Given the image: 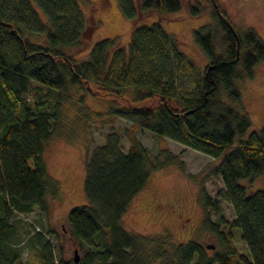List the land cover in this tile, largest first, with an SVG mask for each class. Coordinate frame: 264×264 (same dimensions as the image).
I'll list each match as a JSON object with an SVG mask.
<instances>
[{
  "label": "trees",
  "instance_id": "obj_1",
  "mask_svg": "<svg viewBox=\"0 0 264 264\" xmlns=\"http://www.w3.org/2000/svg\"><path fill=\"white\" fill-rule=\"evenodd\" d=\"M83 1L0 0V264H264V187L248 195L241 182L264 177V125L235 143L251 126L236 79L252 76L264 60L262 37L252 28L239 32L217 0H117L132 21L183 7L192 17L210 11L212 20L194 30L208 64L199 67L158 21L134 27L127 47L106 37L77 61L75 54L88 48L98 27ZM69 86L81 91L79 108L89 110L82 122L93 112L87 94L107 99L110 115L130 121L126 151L111 129L86 157L88 202L67 215V229L84 250L78 261L57 259L47 232L18 216L36 207L47 210L48 187L55 181L44 148L62 133L60 97ZM142 128L220 159L211 174L221 176L224 188L214 198L203 187L202 200L217 213L221 199L232 204L231 224L241 229L250 255L211 254L194 239L175 243L167 233L125 227L123 216L151 172L177 161L168 149H146L137 136ZM220 216L210 224L216 230L227 222Z\"/></svg>",
  "mask_w": 264,
  "mask_h": 264
},
{
  "label": "rangeland",
  "instance_id": "obj_2",
  "mask_svg": "<svg viewBox=\"0 0 264 264\" xmlns=\"http://www.w3.org/2000/svg\"><path fill=\"white\" fill-rule=\"evenodd\" d=\"M183 1L193 3L198 0ZM217 2L239 32L252 28L264 40V0H217ZM82 6L89 19L91 17L96 19L98 27L88 48L75 54L77 61L86 60L95 42L106 37H117L121 39V44L127 47L134 27L158 21L165 30L180 40L181 49L199 67L204 68L208 64L205 53L194 39V30L212 20L210 11L192 17L183 7L177 13L161 14L153 11L139 21H132L123 14L117 0H84ZM36 8L42 20L48 22L45 12L39 7ZM72 51L73 48L69 47L68 52ZM236 83L241 92V105L251 119L250 128L236 137L235 143H238L240 138H247L251 131L264 125V60L253 67L252 76L236 79ZM127 90L132 92V88ZM80 93L79 89L72 86L63 92L59 104L62 133L52 137L45 144L44 162L48 173L55 181V184L50 183L48 187L47 210L43 211L36 207L30 213L18 214L23 221L29 222L37 230L46 231L54 245L57 259L62 257L65 260L75 258V249L79 258L84 254V250L76 245L67 229V215L72 207L88 202L84 189L87 155L96 145L104 143L106 134L111 129L119 132L124 151L130 145L128 138L130 121L110 115L107 110L109 108L107 99L87 94L86 103L93 112L82 122L84 116L82 112L89 110L79 108ZM71 131L72 139L66 136ZM137 133L146 149L152 153L168 149L175 154L177 161L151 172L146 186L134 196L123 216L125 227L142 234L167 233L175 243L194 239L205 246L211 254L238 250L250 255L248 246L241 236V229L231 224L235 220L232 204L226 199H221V211L217 213L211 208H206L202 200L203 187L214 198L224 188L221 176L211 174L220 159L158 135L147 128H142ZM241 182L245 185L248 195L264 187L262 175L249 177ZM220 215L227 222L219 223L216 230L210 224L216 223ZM207 217L209 224L206 223ZM229 229L231 234L228 232ZM235 264L242 262L236 259Z\"/></svg>",
  "mask_w": 264,
  "mask_h": 264
},
{
  "label": "water",
  "instance_id": "obj_3",
  "mask_svg": "<svg viewBox=\"0 0 264 264\" xmlns=\"http://www.w3.org/2000/svg\"><path fill=\"white\" fill-rule=\"evenodd\" d=\"M78 260H79V256H78L77 250L75 249V261H78Z\"/></svg>",
  "mask_w": 264,
  "mask_h": 264
}]
</instances>
